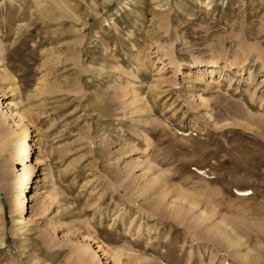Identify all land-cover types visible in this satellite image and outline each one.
<instances>
[{
  "label": "rangeland",
  "instance_id": "obj_1",
  "mask_svg": "<svg viewBox=\"0 0 264 264\" xmlns=\"http://www.w3.org/2000/svg\"><path fill=\"white\" fill-rule=\"evenodd\" d=\"M4 72L0 264H264V0H0Z\"/></svg>",
  "mask_w": 264,
  "mask_h": 264
},
{
  "label": "bare ground",
  "instance_id": "obj_2",
  "mask_svg": "<svg viewBox=\"0 0 264 264\" xmlns=\"http://www.w3.org/2000/svg\"><path fill=\"white\" fill-rule=\"evenodd\" d=\"M40 5V4H39ZM71 6V5H70ZM45 7V6H44ZM59 7V6H58ZM66 12V11H65ZM54 15V14H53ZM55 17V16H54ZM211 64H212V62H211ZM212 66H214V65H212ZM210 72H211V70H210ZM180 73V72H179ZM212 73V72H211ZM211 75V74H210ZM0 79L1 80H8V81H10L11 80V77H10V75L7 73V72H4V73H1L0 74ZM10 90H15L14 88H10ZM19 115V117L21 118V119H23V115L21 114V113H19L18 114ZM1 123V122H0ZM26 134H27V130L25 129V131H24V134H23V138H22V140H25V137H26ZM26 141V140H25ZM22 144H24V143H22ZM25 153H24V159H26V157H27V155H28V152H27V146H25ZM34 160H35V163L34 164H29V165H27L26 166V168H25V170H24V181L25 182H28L29 180H30V178H31V174H33V170H34V168H35V165H36V163H38V157H35L34 158ZM158 178V177H157ZM157 178H153L152 179V181H153V183L154 184H157V183H159V178L157 179ZM30 182V181H29ZM149 182V181H148ZM151 182V181H150ZM152 183V184H153ZM151 184V185H152ZM166 184V183H165ZM148 185V184H147ZM145 186V185H144ZM155 186V185H154ZM153 187V186H152ZM146 192V191H145ZM182 194V193H181ZM183 194H185V193H183ZM182 196V195H181ZM193 196H195V195H193ZM183 197V196H182ZM197 197V196H196ZM192 199V201H191V203H190V205L192 206V207H196L197 205H198V203L199 202H196V200L197 199H194V197L193 198H191ZM178 200V199H177ZM143 201V200H142ZM199 201V200H198ZM158 203H159V201H157ZM157 202H154V208L153 209H156L154 212L157 214V208H158V205H157ZM144 203V202H143ZM142 206V205H141ZM18 208H19V213H20V217H19V219L17 220V223L18 224H24V222H25V218H24V215H23V212H24V210L25 209H27V207L25 208V206L23 205V203L22 202H19L18 201ZM160 208V207H159ZM143 210H144V208H143ZM142 209H141V211L144 213V211H143ZM27 211V210H26ZM159 211V210H158ZM176 211V210H175ZM149 214H147V216H149L150 218L151 217H153V212H151V213H153V214H150V212H148ZM179 213V212H178ZM205 212L203 211L202 212V215H200V216H203V221H207V220H209L210 219V215L211 214H209V216H208V214H204ZM204 214V215H203ZM179 215V214H178ZM146 216V217H147ZM148 217V218H149ZM148 218H147V220H148ZM202 218V217H201ZM157 219V218H156ZM155 220V219H154ZM203 224V223H202ZM21 225V226H22ZM196 225V224H195ZM219 227V226H218ZM219 233V232H218ZM227 237V236H226ZM226 244H228V243H226ZM230 245V244H229ZM99 246H100V244H99ZM91 250H92V248L89 246V244H81V245H79L78 246V253H79V256H80V258L82 259V260H84V264L86 263H88V264H93V262L95 261L94 259H95V256H98L97 255V253H96V251H93V254L91 255ZM127 255H129V256H132V255H130V253H126ZM132 254V253H131ZM123 256L124 255V252L123 251H121V250H119V251H115L114 253H113V256L115 257V258H119L120 256ZM135 257V256H134ZM86 261V262H85Z\"/></svg>",
  "mask_w": 264,
  "mask_h": 264
}]
</instances>
